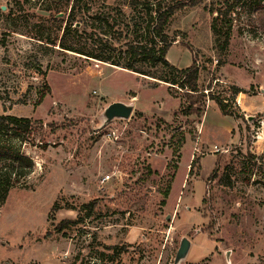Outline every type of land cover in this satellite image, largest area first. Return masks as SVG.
I'll list each match as a JSON object with an SVG mask.
<instances>
[{"label": "rangeland", "instance_id": "374dc122", "mask_svg": "<svg viewBox=\"0 0 264 264\" xmlns=\"http://www.w3.org/2000/svg\"><path fill=\"white\" fill-rule=\"evenodd\" d=\"M68 1L0 0V115L44 125L15 143L35 169L0 207V264H174L183 238L182 264H264V33L253 7L264 0H204L172 18L167 60L196 63L203 117L183 114L177 87L48 44ZM214 26L229 36L224 52ZM119 102L134 106L131 119L105 124ZM79 213L83 223L56 232Z\"/></svg>", "mask_w": 264, "mask_h": 264}, {"label": "trees", "instance_id": "16d2710c", "mask_svg": "<svg viewBox=\"0 0 264 264\" xmlns=\"http://www.w3.org/2000/svg\"><path fill=\"white\" fill-rule=\"evenodd\" d=\"M119 1V0H117ZM122 1V0H121ZM204 0H123V5L117 4L101 11L96 8L95 0H69L66 12L59 14L61 35L56 36L48 44L59 47L65 52L94 59L102 63L121 68L125 71L150 77L167 83L183 91L190 101L184 110L185 116L205 114L201 109H195V96L204 95L198 86L200 71L194 62L190 68L178 70L167 60V55L174 45L167 34V29L174 15L186 7L195 8ZM231 0H226L229 3ZM257 12L259 28L264 33V4L254 2ZM130 9V19L125 22L123 11L119 8ZM215 45L221 51H226L229 44L228 34L223 39L221 31L213 27ZM160 69L169 73L167 77L158 75ZM44 78V77H43ZM233 94L246 93L239 88H232ZM50 93L45 83L40 94L39 103H42ZM216 101L224 116H231L228 103L209 96ZM6 113V111H4ZM43 123L28 118H19L11 115H0V207H3L12 189L20 185L35 169L34 161L22 154L15 144L32 141L33 136L43 128ZM214 170L212 177L215 176ZM170 193V186L164 192L166 198ZM166 205V201L162 203ZM98 207L97 203L84 205L87 210L86 218L92 216ZM62 208L55 203L52 213ZM70 210L77 211L74 208ZM85 218L79 217L74 221H61L56 232L61 234L69 225L76 226L83 223ZM113 255L119 257L122 252L118 247L112 248Z\"/></svg>", "mask_w": 264, "mask_h": 264}, {"label": "water", "instance_id": "95a60500", "mask_svg": "<svg viewBox=\"0 0 264 264\" xmlns=\"http://www.w3.org/2000/svg\"><path fill=\"white\" fill-rule=\"evenodd\" d=\"M133 112V105L124 104L121 102L113 103L105 109L103 120L105 124H110L116 120L129 121L132 117ZM191 247V241H189L187 238H183L181 240L174 264H182L184 261H186Z\"/></svg>", "mask_w": 264, "mask_h": 264}, {"label": "crops", "instance_id": "0c3cea01", "mask_svg": "<svg viewBox=\"0 0 264 264\" xmlns=\"http://www.w3.org/2000/svg\"><path fill=\"white\" fill-rule=\"evenodd\" d=\"M61 262H62L63 264H69V263H67L66 261H62V260H61Z\"/></svg>", "mask_w": 264, "mask_h": 264}]
</instances>
